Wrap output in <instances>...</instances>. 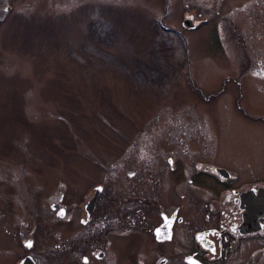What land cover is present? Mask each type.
<instances>
[{
	"label": "rangeland",
	"instance_id": "rangeland-1",
	"mask_svg": "<svg viewBox=\"0 0 264 264\" xmlns=\"http://www.w3.org/2000/svg\"><path fill=\"white\" fill-rule=\"evenodd\" d=\"M261 51L264 0H0V264L31 231L52 256L66 226L51 205L81 217L119 170L134 210V161L245 159L264 175Z\"/></svg>",
	"mask_w": 264,
	"mask_h": 264
},
{
	"label": "flooded vegetation",
	"instance_id": "flooded-vegetation-1",
	"mask_svg": "<svg viewBox=\"0 0 264 264\" xmlns=\"http://www.w3.org/2000/svg\"><path fill=\"white\" fill-rule=\"evenodd\" d=\"M195 20L181 26L195 30ZM180 158L149 157L146 171L143 160L132 163L136 170L126 182L133 184L129 199L135 212L120 207L123 180L117 173L125 170L108 176L112 186L104 202L102 187L92 188L81 217H64L68 210L52 204L56 221L66 226L65 242H53L52 256L44 255L46 249L37 256L30 250L31 231L22 242L27 252L10 264L26 258L29 264H264V175L255 174L245 159Z\"/></svg>",
	"mask_w": 264,
	"mask_h": 264
},
{
	"label": "trees",
	"instance_id": "trees-1",
	"mask_svg": "<svg viewBox=\"0 0 264 264\" xmlns=\"http://www.w3.org/2000/svg\"><path fill=\"white\" fill-rule=\"evenodd\" d=\"M101 25V30H100V33H99V35L101 36V37H103L104 35H105V33L106 34H108V35H110V36H112V34H111V32L107 29V28H105V25L104 24H100ZM98 26H99V24H98ZM112 38H113V36H112ZM136 66H138V62H137V64H135ZM157 71V70H156ZM157 75V76H159V77H161V76H163V75H161V74H159V73H154V75Z\"/></svg>",
	"mask_w": 264,
	"mask_h": 264
},
{
	"label": "water",
	"instance_id": "water-1",
	"mask_svg": "<svg viewBox=\"0 0 264 264\" xmlns=\"http://www.w3.org/2000/svg\"><path fill=\"white\" fill-rule=\"evenodd\" d=\"M99 191H100V188H97V190H96V195H95V197H94V199H93V201L91 202V204H90V209H89V212L92 210V208H93V206H94V203H95V199H96V196L99 194ZM53 208V207H52ZM59 216H63V214L62 213H60V215ZM22 264H29V258H26L23 262H22Z\"/></svg>",
	"mask_w": 264,
	"mask_h": 264
},
{
	"label": "snow or ice",
	"instance_id": "snow-or-ice-1",
	"mask_svg": "<svg viewBox=\"0 0 264 264\" xmlns=\"http://www.w3.org/2000/svg\"><path fill=\"white\" fill-rule=\"evenodd\" d=\"M29 246H31V245H29Z\"/></svg>",
	"mask_w": 264,
	"mask_h": 264
}]
</instances>
